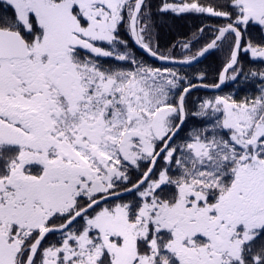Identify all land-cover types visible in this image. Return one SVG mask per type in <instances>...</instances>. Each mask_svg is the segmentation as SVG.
<instances>
[{"label": "snow or ice", "instance_id": "6c2138e0", "mask_svg": "<svg viewBox=\"0 0 264 264\" xmlns=\"http://www.w3.org/2000/svg\"><path fill=\"white\" fill-rule=\"evenodd\" d=\"M0 264H264V0H0Z\"/></svg>", "mask_w": 264, "mask_h": 264}, {"label": "trees", "instance_id": "16d2710c", "mask_svg": "<svg viewBox=\"0 0 264 264\" xmlns=\"http://www.w3.org/2000/svg\"><path fill=\"white\" fill-rule=\"evenodd\" d=\"M154 2H155V0H154Z\"/></svg>", "mask_w": 264, "mask_h": 264}]
</instances>
